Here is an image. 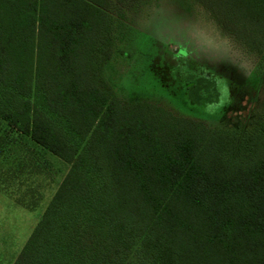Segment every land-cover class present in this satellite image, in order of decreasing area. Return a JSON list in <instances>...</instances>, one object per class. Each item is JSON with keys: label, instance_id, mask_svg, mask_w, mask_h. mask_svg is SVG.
Segmentation results:
<instances>
[{"label": "trees", "instance_id": "1", "mask_svg": "<svg viewBox=\"0 0 264 264\" xmlns=\"http://www.w3.org/2000/svg\"><path fill=\"white\" fill-rule=\"evenodd\" d=\"M162 28L247 73L241 122L128 89L159 64L208 67ZM194 85L177 92L186 106L210 95ZM5 129L69 165L12 264H264V0H0Z\"/></svg>", "mask_w": 264, "mask_h": 264}, {"label": "rangeland", "instance_id": "2", "mask_svg": "<svg viewBox=\"0 0 264 264\" xmlns=\"http://www.w3.org/2000/svg\"><path fill=\"white\" fill-rule=\"evenodd\" d=\"M153 32L156 33V39L159 42L162 40L165 43L170 40L174 42L167 43L169 44L168 49H176L178 45L183 47L184 44L182 49L190 51L192 56L195 54L194 56H198L197 60L200 61H205L201 58L205 52L207 66L214 71L221 68L225 73H203L205 75H200L199 72L204 67H208L203 65L196 70L197 65L193 61V69H189L187 65L189 62H187L185 69H188V73L178 75L172 65L159 64V73H131L128 85L130 91L140 90L143 94L147 93V96L151 95L150 97L159 104L174 110V112L199 119L209 126L226 128L237 125L245 118L251 105L249 98L253 92L248 89L244 90L240 85L247 73H243L244 71L241 70L233 71L229 68L221 51L216 54L212 53V56L206 49L196 52L198 46L193 48V41L190 38L184 41V36L181 34L172 36L167 33L165 36L164 28L161 32L158 29ZM175 38L178 40L176 41ZM159 42H157V46ZM150 43L149 41L141 47L145 53V60H150L153 58L151 55L156 53L150 49L153 41L151 45ZM202 44L203 42L200 43V45ZM146 67L150 70L153 69L151 62H148ZM198 75L207 78L214 76L215 79L212 78L215 81L197 77ZM180 81L182 82L180 83ZM186 81L193 82L195 92L192 90V93L198 92L194 83L205 93H210L206 97L207 100L197 104V101L193 99L192 103L188 102V106L182 100L179 101L177 92L180 94L181 87ZM208 82L211 83L209 87L207 86ZM206 87L207 90H205ZM235 93L241 94L239 101L235 99ZM228 106L233 107L227 109ZM2 139L3 141L0 142V264H12L69 165L38 148L28 138L10 132L8 129L0 134V140ZM34 198L37 201L35 208L30 209L23 206L32 203Z\"/></svg>", "mask_w": 264, "mask_h": 264}]
</instances>
